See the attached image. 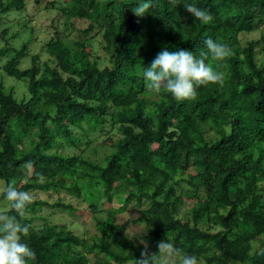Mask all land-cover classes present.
<instances>
[{
  "label": "trees",
  "instance_id": "obj_1",
  "mask_svg": "<svg viewBox=\"0 0 264 264\" xmlns=\"http://www.w3.org/2000/svg\"><path fill=\"white\" fill-rule=\"evenodd\" d=\"M140 2L0 0V26L13 12L30 30L19 47L11 39L21 29L0 31V181L35 197L23 221L34 264H136L167 238L201 264H264V0H151L138 17ZM188 4L212 21L196 20ZM54 7L65 29L34 52L28 24ZM209 38L231 49L222 63L206 61L222 85L186 101L145 87L143 70L164 48L199 56ZM97 40L103 55L87 49ZM6 78L25 82L22 97ZM26 162L45 183L27 179ZM130 205L142 213L143 243L131 220L115 222ZM47 209L90 210L96 231L70 232Z\"/></svg>",
  "mask_w": 264,
  "mask_h": 264
},
{
  "label": "clouds",
  "instance_id": "obj_2",
  "mask_svg": "<svg viewBox=\"0 0 264 264\" xmlns=\"http://www.w3.org/2000/svg\"><path fill=\"white\" fill-rule=\"evenodd\" d=\"M170 2L175 5V0ZM150 7L151 0H141L132 11L136 16L144 17ZM185 9L204 24L213 19L207 11L192 4L186 5ZM205 46L206 51H200L199 56L188 50L170 51L164 48L156 55L151 65L143 70L145 87L154 94H160L164 90L176 101H186L197 98V87L222 85L224 73L214 69L206 61L212 59L222 63L231 54V49L211 38L205 41ZM23 167L25 176L30 179L34 174L32 163L26 162ZM35 175L37 183L46 182L43 174ZM0 195L7 202V209L0 211V264H34L36 253L25 242L32 225L23 221L27 217L28 206L34 202L35 197L30 192L19 190L16 181L8 182L0 188ZM9 210L15 214H9ZM157 247L156 253H150L145 247L140 258L136 259V264H201L196 256L184 253L168 238L159 241Z\"/></svg>",
  "mask_w": 264,
  "mask_h": 264
},
{
  "label": "rangeland",
  "instance_id": "obj_3",
  "mask_svg": "<svg viewBox=\"0 0 264 264\" xmlns=\"http://www.w3.org/2000/svg\"><path fill=\"white\" fill-rule=\"evenodd\" d=\"M51 1V0H46ZM61 7L51 8V10H40L38 12L34 13V17L32 18L31 22H29V26H33L35 28L33 37H31V50L34 52H39L40 47L43 46L45 43V40L48 39L51 36H55L56 32L59 31V29L62 31L64 28L63 22H64V17H60L58 20V17L61 16L60 12ZM22 21L20 18V15L18 13H10L9 16L3 20L2 26H0V31L3 29V27H8L9 32L6 34V37L11 38L15 33H17L18 29H21V34L17 35L14 39H11V42L13 44L17 45L19 47L21 43L28 39L30 37V30L29 29H24L22 26ZM84 22V21H83ZM76 23L79 25L81 24L80 20H76ZM59 27V29H58ZM260 34L258 32L250 33L246 35L247 39L259 37ZM15 40V41H14ZM5 42L0 38V46L4 45ZM88 51H92V53H97L98 55H103V52L101 50V47L99 45V41H95L94 44L90 47L87 48ZM42 59H47V54L43 53L42 54ZM30 65V61H23L22 62V67H27ZM5 84L8 86H13L15 88L16 93H18L21 97L24 95V87H25V82H20L17 83V81L14 79H5ZM92 132V130H90ZM106 139V136L100 137L97 141L99 143L103 142ZM110 141V140H109ZM108 141V142H109ZM112 143V142H111ZM99 155H102L100 153ZM34 173V172H33ZM35 174V173H34ZM34 174L32 175L31 178L34 177ZM3 181H0V188L4 187L2 186ZM45 197V196H44ZM57 196L54 195L53 197L49 198L51 200L56 199ZM186 204L190 206V201L187 200ZM112 205L111 202H105L103 204V207L105 209H108ZM1 208L0 211H4L7 209V202L5 206H2L0 204ZM114 206H119L118 202H114ZM56 211V212H55ZM53 212L50 209H47L43 215L47 217L48 221L53 222V223H60V224H67L68 225V230L70 232H75L77 234L85 235V230L89 228V231L95 232L96 227L93 225L92 220H91V213L90 210L87 209H81L76 212V216L69 211H61L55 209ZM141 211L139 208L134 207L132 205L128 206L127 209L124 211L120 212L117 214L115 218L116 223H124L128 220H131V222L128 225V232L131 235L132 238H134L136 241L142 242L143 240L141 237L146 233V228H145V223L143 222H137L136 219L141 216ZM43 221L40 219L37 221V224H41ZM144 242V241H143Z\"/></svg>",
  "mask_w": 264,
  "mask_h": 264
}]
</instances>
